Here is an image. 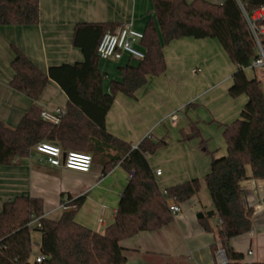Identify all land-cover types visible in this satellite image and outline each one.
Wrapping results in <instances>:
<instances>
[{
    "label": "trees",
    "instance_id": "16d2710c",
    "mask_svg": "<svg viewBox=\"0 0 264 264\" xmlns=\"http://www.w3.org/2000/svg\"><path fill=\"white\" fill-rule=\"evenodd\" d=\"M153 2L157 22L150 18L144 32L146 56L137 65L121 66L122 79L111 80L110 92L104 89L106 74L100 69L97 47L102 35L114 30L116 23H79L74 44L82 47L85 59L52 65L47 72L15 48L12 86L37 101L52 79L68 95V112L60 124H53L41 117L40 107L34 104L16 127L0 120V164L19 162L30 156L39 142L51 141L64 151L91 153L94 160L103 163L104 173L121 164L128 173L134 171V176L121 194L114 222L102 233L76 221L85 196L70 201L72 208L58 220L45 216L41 198L21 195L7 200L0 213V264H126L122 240L169 224L174 220L170 206L185 203L201 191V179L193 178L166 188L165 195L148 155L155 154L166 142L146 136L134 148L106 126L116 95L122 92L135 98L149 76L166 72L165 47L186 37L217 39L237 67L229 94L248 97L240 118L224 126L228 153L213 157L205 175L220 219L212 249L216 252L219 245L225 249V264H264V260L246 261L245 254L232 246L233 238L254 227L255 209L245 201V184L250 179L264 180V83L246 72L256 68L252 65L261 56L246 14L264 7V0ZM39 21V0H0V25H35ZM257 24H264V18ZM81 32H86V42L80 40ZM259 37L264 48V36ZM103 146L119 153L106 157ZM35 218H39L40 226L29 225ZM206 220L202 219L205 229L213 231ZM34 229L42 235L39 252L45 259L41 262L34 253Z\"/></svg>",
    "mask_w": 264,
    "mask_h": 264
},
{
    "label": "crops",
    "instance_id": "0c3cea01",
    "mask_svg": "<svg viewBox=\"0 0 264 264\" xmlns=\"http://www.w3.org/2000/svg\"><path fill=\"white\" fill-rule=\"evenodd\" d=\"M39 8L38 24L0 25V120L12 127L20 124L34 104L41 110L65 107L68 111L69 103L66 92L52 79L37 101L12 86L11 81L15 75L12 62L16 57V47L47 72L52 65L85 59L82 47L74 44L79 23L111 22L117 24L115 29L131 24L135 29L145 32L150 18L157 22L153 0H39ZM86 35V32H81L80 40L84 41ZM141 48L146 52L144 45ZM165 57L166 72L160 76H149L148 83L137 91L135 98L119 92L106 117L108 131L130 142L133 147L146 136L166 142L157 154L148 155L155 174L158 169L162 170L160 175L156 174L161 190L193 178L204 180L212 163L204 142L201 145L192 143L191 148L180 142L175 150H170L171 146H168V115L174 111L168 106V58L174 57L181 61L179 67L187 70L185 76L189 79L182 83L185 90L189 86V94L193 96L206 91L205 95L209 96L213 92L207 101L209 111L205 113L208 116L210 114L213 120L223 125L233 122L248 100L246 95L237 100L229 94L237 67L217 39L186 37L174 40L165 47ZM102 61L107 65L109 61L118 63V72L115 73V79L118 80L122 79L121 66L138 63L137 59L128 54H124L120 60L100 59V69L104 74L106 72L101 68ZM196 65L201 74L195 76L192 72L196 70L193 68ZM249 69H246L247 74ZM179 76L182 77V74ZM111 80L107 83L104 79L107 92L111 91ZM174 121L177 125L178 118L174 117ZM185 129L187 127L182 128ZM177 137L176 134L173 139ZM219 143L224 153L219 151L215 157L228 153L227 144ZM103 147L106 157L119 153L117 149ZM170 156L176 158L171 168L168 164ZM103 171L104 165L98 159L94 160L89 172L52 166L34 149L30 156L19 162L0 164V213L7 200L23 195L41 198L45 216L58 220L65 210L72 208L70 205L68 209L61 208L66 198L72 201L85 196L83 205L77 211L76 221L102 233L114 222L121 194L130 179L121 164L107 173ZM247 171L252 175L250 166H247ZM263 183L261 179L246 182L244 198L255 209L254 227L251 232L232 239L234 249L243 252L245 260L250 262L264 260ZM205 187L209 191L207 184ZM258 204L262 205L257 207ZM181 207V212L169 224L157 230L141 231L121 241L126 264H220L219 251L214 252L212 249L220 219L210 191L209 196L206 191L205 194L200 191L182 203ZM211 210L215 211L211 218H216V221L213 223L211 218L204 217L213 228V231H208L202 222L203 218H198V213L206 214ZM250 250L252 254H249Z\"/></svg>",
    "mask_w": 264,
    "mask_h": 264
},
{
    "label": "rangeland",
    "instance_id": "374dc122",
    "mask_svg": "<svg viewBox=\"0 0 264 264\" xmlns=\"http://www.w3.org/2000/svg\"><path fill=\"white\" fill-rule=\"evenodd\" d=\"M208 1L215 2V0ZM168 59L170 62V67L168 69V106L170 105L172 110H174L170 115H168V146H171L170 150H175L176 146H178L180 142L186 143L190 148L192 147V143L201 145L202 142H204L203 144H205V146L208 148L207 155L213 160V157H215V154L217 152L223 151L224 153V148H220L221 143L219 142L221 141L223 142V144H227L224 137L225 125H223L221 122L213 120L210 114L209 116L205 114L206 111H209L208 109L210 107L208 106L207 101L208 98L213 94V92L210 93L209 96L205 95L207 93L206 91H202V93L195 94L197 95L196 97H194L195 95L192 96L191 93L189 94V86H187V89L185 90L183 85L184 83H182V81H187L189 79L188 76H185L187 75L185 74L187 70L185 68L181 69V66L179 67V63L181 61H177L176 58L173 57ZM117 64V62L109 61V64L107 65L105 61H102L101 68H103V71L106 72L105 79L107 83H109L110 79H115V73L118 72ZM231 64L233 65V63ZM198 67L199 66L197 65L193 66V68H195L197 71H191L192 74L195 76L201 74V71H199ZM179 74H182V77H180ZM248 74L252 77L257 75L259 80L263 81L264 83V66H258L255 69L250 68L248 70ZM242 96L244 95L233 98L240 100ZM202 113H204L205 116H203ZM240 116L241 112L240 114H238V118H240ZM174 117L178 118V122L176 123L177 125H175L174 123ZM183 127H187V129L182 130ZM176 134L178 136V140L173 139ZM217 147L219 148L216 150ZM158 151L155 154H157ZM170 157L171 160L168 161L170 162L168 164H170L171 168V166L174 167L176 158L174 156ZM201 184V191L203 192V194H205L206 191L209 196V191H207V188L205 187V177L204 180H201ZM203 199H205V197ZM210 220L214 223L216 221V218H211ZM32 237L34 242L40 241L42 237L41 232L39 230L34 229L32 232ZM222 249L223 247L219 245L217 251ZM34 253L35 256H38V254H40L39 246L37 244L34 246Z\"/></svg>",
    "mask_w": 264,
    "mask_h": 264
},
{
    "label": "built area",
    "instance_id": "2783aa9c",
    "mask_svg": "<svg viewBox=\"0 0 264 264\" xmlns=\"http://www.w3.org/2000/svg\"><path fill=\"white\" fill-rule=\"evenodd\" d=\"M216 3L222 4L224 0H215ZM248 23L257 40L261 56L253 63V67L264 66V48L261 44L259 35L264 36V24H257V21L264 18V7L255 10L251 15L246 14ZM144 32L135 29L131 24L118 27L114 30L105 32L98 44L97 54L102 60H120L124 54H128L131 58L137 60L143 59L146 52L141 48L144 39ZM197 71V70H196ZM65 107H55L51 109L41 110V117L53 124H60L63 118L67 115ZM136 145L135 147H137ZM134 147V148H135ZM35 150L43 155L44 159L52 166L65 167L81 172H89L92 169L94 159L93 155L85 151L68 150L64 151L62 147L55 142L42 141L35 146ZM161 169H158L156 174L160 175ZM134 176V171L129 173V177ZM167 195V190H162ZM71 200L66 198V202L61 205V208L68 209V202ZM264 203V200H263ZM262 204H258L260 207ZM172 214L178 215L181 210V204H172L170 206ZM30 226H40L39 218H35L29 223ZM223 250H219L218 258L220 264L228 262V258L224 257ZM253 252L250 250L249 254ZM226 254V251H225ZM227 255V254H226ZM45 257L40 253L36 257L38 262H41Z\"/></svg>",
    "mask_w": 264,
    "mask_h": 264
},
{
    "label": "water",
    "instance_id": "95a60500",
    "mask_svg": "<svg viewBox=\"0 0 264 264\" xmlns=\"http://www.w3.org/2000/svg\"><path fill=\"white\" fill-rule=\"evenodd\" d=\"M214 214H215L214 210H211V211L207 212L206 214L203 213V212H200V213H198V218L202 219V218H204L206 216L211 218V217H213ZM36 244L38 245V242ZM223 254H224V257L227 258V255L225 254L224 250H223Z\"/></svg>",
    "mask_w": 264,
    "mask_h": 264
}]
</instances>
